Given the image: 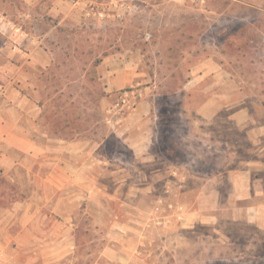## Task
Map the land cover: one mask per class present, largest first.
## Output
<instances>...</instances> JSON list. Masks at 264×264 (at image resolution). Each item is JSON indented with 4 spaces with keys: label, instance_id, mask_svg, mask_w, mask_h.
Masks as SVG:
<instances>
[{
    "label": "rangeland",
    "instance_id": "obj_1",
    "mask_svg": "<svg viewBox=\"0 0 264 264\" xmlns=\"http://www.w3.org/2000/svg\"><path fill=\"white\" fill-rule=\"evenodd\" d=\"M104 1V18L85 13L83 27L49 33L56 47L73 51L66 55L56 51L55 68L47 71L41 94L45 122L68 139H87L108 160L103 161L97 183L88 184L90 196L79 199V207L87 211L75 215L79 224L70 230L72 240L76 244L102 240L105 253L132 254L134 264H190L192 255V264H264V239L259 246V240L255 245L253 238L247 243L239 238L240 227L245 226L231 221L223 197L219 232L201 225L202 240L192 247L197 233L179 227L184 214L199 203L198 190L204 191L202 204L208 203L215 183L207 176L221 172L233 155L220 138L237 139L245 147L254 140L255 130H264V0H206L204 5L188 0H119L123 5L119 16L112 15L111 0ZM40 29L46 31L47 26ZM125 47L134 51L123 57L136 64V81L111 93L100 64L110 51ZM123 99L126 112L140 99L150 103L154 161L144 165L132 161L115 133L116 125L111 126L110 117L122 110L108 108L114 102L122 105ZM164 130H174L178 138L172 153L166 150L171 144L159 140ZM208 130L214 133L207 136ZM236 130L248 132L240 135ZM260 140L264 143V135ZM126 175L129 184L126 178L122 181ZM216 185L223 192L230 190L225 180ZM132 190L134 194L129 192L125 199L126 191ZM115 191L123 202L113 197ZM178 206H183L182 219L177 217ZM126 208L134 209L138 222L133 229L122 230L112 222L125 223L133 216L123 211ZM95 209L103 212L102 227L94 225L100 217ZM118 240L133 246H121ZM98 249L82 246L78 254ZM226 257L229 260H223Z\"/></svg>",
    "mask_w": 264,
    "mask_h": 264
},
{
    "label": "crops",
    "instance_id": "obj_2",
    "mask_svg": "<svg viewBox=\"0 0 264 264\" xmlns=\"http://www.w3.org/2000/svg\"><path fill=\"white\" fill-rule=\"evenodd\" d=\"M84 2L0 0V264L135 263L132 254L105 253L102 240L80 244L72 240L70 230L79 224V220H74L75 215L87 211L79 207V199L90 196L88 184L97 183L103 161L108 160L96 151V146H90L87 139H68L63 132L56 133L54 128H49L44 119L41 94L46 87L47 71L55 68L56 51L61 50L63 55L73 51V48L56 47L51 43L49 33L60 30L66 33L76 25L83 27L87 22ZM44 24L47 29L41 31ZM132 53V47H125L114 49L103 58L100 65L111 93L136 81V64L123 57ZM108 110H122L109 121L111 126L116 125L115 133L124 141L132 161L142 165L154 161L155 156L150 151L154 131L150 103L140 99L126 112L124 105L114 102ZM255 131L254 140L245 147L240 146L237 139L232 143L228 138H220L221 144L233 155L223 164L221 172L207 176L211 184L215 183V189L207 194L210 196L208 203L202 204L204 191L198 190L199 203L184 214V222L179 226L197 233V240H191L192 247L193 243L198 245L202 240L198 234L201 225L208 224L212 232H219L222 197L231 212V221L245 226L240 227L239 238L244 243L253 238L255 245H258L257 240L261 245L264 239V143L260 139L264 130ZM247 132L243 130L239 134L246 135ZM205 133L209 136L214 132L208 130ZM130 163L126 162L129 166ZM125 178L129 184L128 175L124 176L123 182ZM220 180L230 185L229 191L219 190L216 184ZM130 189L133 188L130 186ZM129 192L134 194L133 190L126 191L124 197L127 200ZM114 194V198L123 202L120 192ZM123 211L133 216L127 217L125 223L113 221L112 224L122 225V230L133 229L138 222L134 219V209ZM97 214L100 217L95 219L94 225L102 227L103 212L95 209ZM216 235L218 239L221 237ZM220 242L228 243L227 240ZM82 246L99 249L78 254ZM192 256L188 260L190 264L195 261ZM223 260H229V257Z\"/></svg>",
    "mask_w": 264,
    "mask_h": 264
},
{
    "label": "built area",
    "instance_id": "obj_3",
    "mask_svg": "<svg viewBox=\"0 0 264 264\" xmlns=\"http://www.w3.org/2000/svg\"><path fill=\"white\" fill-rule=\"evenodd\" d=\"M89 0H85L83 7L86 6V14L89 15L91 12L93 14L99 15V17L104 18L107 14L105 13V9H106V4L107 2H105L104 0H95V2L93 4H87ZM191 3L194 4H200V5H204L206 0H188ZM88 5V6H87ZM110 8H112L115 12H112V15L114 16H119L118 11L120 10L121 7H123L122 3L119 2V0H111L109 2ZM125 96L128 95L127 91H124L123 93ZM123 102L122 105H124L123 103L125 102V99L122 100ZM177 217L179 219H182V213H183V206H178L177 208Z\"/></svg>",
    "mask_w": 264,
    "mask_h": 264
},
{
    "label": "trees",
    "instance_id": "obj_4",
    "mask_svg": "<svg viewBox=\"0 0 264 264\" xmlns=\"http://www.w3.org/2000/svg\"><path fill=\"white\" fill-rule=\"evenodd\" d=\"M166 125V124H165ZM167 126L169 127V124H167ZM159 140L160 141H166L167 143H170L171 146H169L168 148H166L167 152H173V150L176 148L175 146H177L178 143V138L176 136H174V130H164L161 132L160 136H159ZM153 148L155 149L156 146L154 145ZM170 156L174 157V155Z\"/></svg>",
    "mask_w": 264,
    "mask_h": 264
}]
</instances>
